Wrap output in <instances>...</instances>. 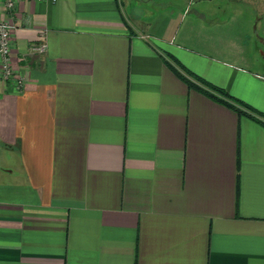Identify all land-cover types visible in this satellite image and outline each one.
Wrapping results in <instances>:
<instances>
[{"label":"crops","instance_id":"crops-1","mask_svg":"<svg viewBox=\"0 0 264 264\" xmlns=\"http://www.w3.org/2000/svg\"><path fill=\"white\" fill-rule=\"evenodd\" d=\"M234 17L0 0L23 81H0V264H264V123L192 75L264 112L262 15Z\"/></svg>","mask_w":264,"mask_h":264},{"label":"built area","instance_id":"built-area-1","mask_svg":"<svg viewBox=\"0 0 264 264\" xmlns=\"http://www.w3.org/2000/svg\"><path fill=\"white\" fill-rule=\"evenodd\" d=\"M16 0H3L5 8L9 9L12 7ZM12 23L8 19H0V81H11L15 88L22 86V76L18 73L13 72L10 65V44L11 36L10 30ZM46 44L39 42L33 44L31 49L35 52H43Z\"/></svg>","mask_w":264,"mask_h":264},{"label":"rangeland","instance_id":"rangeland-1","mask_svg":"<svg viewBox=\"0 0 264 264\" xmlns=\"http://www.w3.org/2000/svg\"><path fill=\"white\" fill-rule=\"evenodd\" d=\"M217 2L219 6L223 8H230L231 16L235 15L234 23H236V25L245 24V21H240V19L246 18V20H248L251 14L260 13L262 15V21L261 26L258 28L264 30V0H234V2L228 4L225 0H217ZM247 23L249 24V22H246V24Z\"/></svg>","mask_w":264,"mask_h":264},{"label":"trees","instance_id":"trees-1","mask_svg":"<svg viewBox=\"0 0 264 264\" xmlns=\"http://www.w3.org/2000/svg\"><path fill=\"white\" fill-rule=\"evenodd\" d=\"M193 77L197 79L199 82L204 84L208 90H206L207 93H209L211 96H213L215 99L223 102L224 104H227L230 107L235 108L239 113H247V111H244L243 108H247L251 110L253 113H256L260 116V120L262 123H264V112L257 110L253 106H251L249 103L238 99L236 97H233L229 93H227L222 87H219L206 79L202 78L199 75H196L192 73ZM200 87V86H199Z\"/></svg>","mask_w":264,"mask_h":264}]
</instances>
